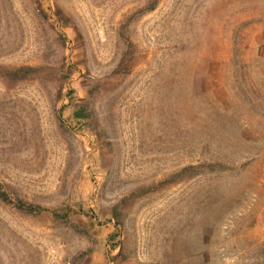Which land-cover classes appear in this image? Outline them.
<instances>
[{"label":"rangeland","instance_id":"1","mask_svg":"<svg viewBox=\"0 0 264 264\" xmlns=\"http://www.w3.org/2000/svg\"><path fill=\"white\" fill-rule=\"evenodd\" d=\"M0 264H264V0H0Z\"/></svg>","mask_w":264,"mask_h":264},{"label":"trees","instance_id":"2","mask_svg":"<svg viewBox=\"0 0 264 264\" xmlns=\"http://www.w3.org/2000/svg\"><path fill=\"white\" fill-rule=\"evenodd\" d=\"M156 7V3H153L151 4L150 7H148V10L151 11V10H154ZM74 115L76 118H84L86 115H85V110L84 109H77L75 112H74ZM2 197L5 198V200H10L7 198V195L6 193H2ZM16 207L26 213H30V214H41L43 213L46 209L40 205H34L32 203H26V202H23V201H18Z\"/></svg>","mask_w":264,"mask_h":264}]
</instances>
